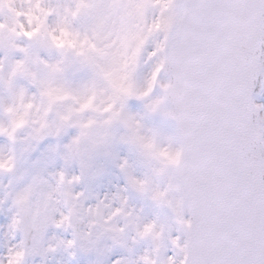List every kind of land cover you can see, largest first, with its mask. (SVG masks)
<instances>
[{
  "label": "snow or ice",
  "instance_id": "obj_1",
  "mask_svg": "<svg viewBox=\"0 0 264 264\" xmlns=\"http://www.w3.org/2000/svg\"><path fill=\"white\" fill-rule=\"evenodd\" d=\"M34 2L27 0L29 7ZM130 2L137 4L145 24L167 18V26L162 30L157 28L149 37L155 43L152 56L155 59L150 70L154 77L153 88L159 85L162 94L156 100L148 99L145 108L147 113L160 111L175 121L174 145H178L180 151L178 159L162 175L154 174L152 159L138 155L145 169L138 177L149 190L166 189L167 198L173 202V206L167 208L179 221L177 231L183 234V242L179 235L169 236L177 250L175 256H168L157 264H264V125L251 120V113L260 106L251 104L249 99L251 81L264 69V62L255 55L259 45L264 43V0H166V3L160 0H68L64 3L42 0L41 6L47 9L43 24L45 30L61 25L77 36L94 41L99 48L90 50L88 56L92 58L97 51H106L105 44L112 36L110 32L105 36L104 32L110 25L114 26L121 7ZM5 3L9 0H0V13L7 17L0 22V47L5 49L6 55L13 49L23 53L22 58L12 61L6 73L2 71L3 60H0V90L7 94V100L0 101V111L7 118L6 122L0 121V135L15 143L17 136L8 131L13 113L7 109L28 93L23 86L15 87L14 79L23 77L37 91L56 76L67 79L69 69L83 66L85 53L76 48L58 47L45 34H17L10 26L21 22L23 11L13 6V0L5 12ZM52 15L55 20L49 24L48 18ZM18 37L30 41V45L17 44ZM40 49L50 53L54 50L56 55L41 57ZM161 72L168 73L170 78L160 82ZM121 107H124L123 101ZM152 132L158 139V133ZM166 139L172 142V137ZM101 148L102 145L85 141L79 151L62 153L65 163L75 159L79 164V173L72 174L70 180L63 169L49 173L54 183L39 174L33 176L23 188L30 195L22 211L13 198L15 212L9 229L10 232L19 230L22 237L7 248L0 257V264H8L11 254L20 249L24 255L19 264H24L26 255L54 251L50 243L42 247L49 225L73 229L71 240L57 239L64 247L78 245L88 250L104 232L111 233L114 243H124L127 230L133 232L138 218L123 221L125 227L121 231L108 229V225H118L119 215L107 224L97 217L91 230L76 227L89 218L85 209L91 213L94 204L85 207L83 192L74 191L73 186L99 175L102 169L94 167L93 160ZM26 150L27 147L21 151ZM8 152L14 155L16 164L11 147ZM104 155L111 154L104 150ZM125 164V168L119 169L125 185L111 195L106 194L103 201L107 203L111 197L112 206L113 202L116 207L123 202L135 211L126 193L131 190L150 200L149 192L130 184L127 165L131 163L127 158ZM150 201L156 207H166L164 201ZM60 203L64 211L57 207ZM95 205H101V197ZM66 213L71 216L70 223L64 219ZM160 228V239L155 247L157 254L164 246L166 224L162 222ZM29 240L31 244L27 243ZM113 264H122V260ZM123 264H141V261L136 259Z\"/></svg>",
  "mask_w": 264,
  "mask_h": 264
},
{
  "label": "clouds",
  "instance_id": "obj_2",
  "mask_svg": "<svg viewBox=\"0 0 264 264\" xmlns=\"http://www.w3.org/2000/svg\"><path fill=\"white\" fill-rule=\"evenodd\" d=\"M160 2L166 3V0H160ZM9 3H13V0H9ZM9 3L3 5L5 10ZM41 4L42 0H35L29 7L27 0H19V2L14 0L13 6L23 11V20L10 26L12 30L17 34L25 32L33 35L45 34L58 47L83 51L85 56L82 67L88 70L89 75L87 79L76 83L62 76H56L46 81L35 93L18 98L15 104L9 105L7 109L13 113L8 127L9 134L16 135L19 129L27 127L29 131L22 139L58 137L66 128L72 127L76 129V133L63 145V153L79 151L85 141L102 145L108 153H110L111 144L124 143L134 149L139 156L152 159L155 163L154 174L162 175L166 168L178 159L179 146L174 145L170 139L163 142L154 138L152 130L144 127L142 114L128 112L125 104L129 97H145L153 91L154 77L151 73L146 76L142 84L136 81L134 73L147 38L157 28L161 30L165 28L167 18H159L145 24L135 2L122 6L114 26L110 25L108 31L104 32L105 36L109 32L112 36V39L105 44L106 51L103 53L97 51L94 57L89 58L90 50L94 47L98 49L99 45L82 35L73 34L61 25L45 30L43 17L47 9ZM154 53L155 43L147 56L152 58ZM152 99L156 100L157 97ZM121 101L124 104L123 108ZM137 124L140 126L137 127ZM116 125L123 129L118 135L114 130ZM125 159L126 157H119L115 166L118 169L125 168ZM14 167V155L9 152H0V172H11ZM127 167L128 179L132 186L141 191H148L150 200L164 201L166 207L173 206V202L167 198L165 188L149 190L145 182L132 174V165ZM67 179L70 180L71 175H68ZM29 195L30 192L26 189L15 194L14 200L19 210H23ZM101 205L94 204L91 213L85 209V215L89 217L85 227L91 230L97 223V217L102 218L106 224L117 215L123 221H128L130 217L138 218L139 222L133 228L130 239L132 242L149 239L152 242V248L151 250L146 248L137 259L141 261V264H157L155 247L160 239L162 223L159 218L143 219L139 211H133L123 202L118 207L112 206L111 197L107 203L101 197ZM64 219L68 223L71 222V216L68 213L65 214ZM175 222L179 223L177 219ZM124 227V223L108 225L110 231H121ZM68 240L71 239L63 241ZM59 245L56 240L55 243H50L49 247L55 250ZM23 255L22 249L13 252L8 264H19Z\"/></svg>",
  "mask_w": 264,
  "mask_h": 264
},
{
  "label": "rangeland",
  "instance_id": "obj_3",
  "mask_svg": "<svg viewBox=\"0 0 264 264\" xmlns=\"http://www.w3.org/2000/svg\"><path fill=\"white\" fill-rule=\"evenodd\" d=\"M49 2L64 3L68 2V0H49ZM6 19V15L0 13V21ZM20 19L23 20V17H20ZM54 20L55 16H50L48 18L49 24ZM15 42L21 46H28L31 43L23 37L16 38ZM153 47L154 39L149 38L141 51L138 65L134 73V78L138 83H143L153 66L155 58H149L147 56V53L151 51ZM39 55L44 58H54L56 54L54 50L50 53L47 50L40 49ZM22 56L23 53L17 49H13L6 55L5 49L0 47V60H3L2 71L6 73L12 61L20 59ZM88 75V70L83 67L69 69L67 72V79L76 83L87 79ZM159 80L160 82L162 81L160 76ZM14 86H23L28 94L36 92V88L21 76H17L14 79ZM159 95H161V90L159 85H156L148 98L138 99L136 97H129L126 101L125 108L130 113L142 114V123L144 127L146 129L155 130L158 133V139L167 142L166 138L172 137V143L175 144L176 140L173 138L174 135L171 128H169V125L166 123L165 116L160 111L147 113L144 108V104L147 103L148 99ZM6 100L7 94L3 90H0V101ZM6 119V116L0 111V121L6 122ZM114 130L117 135L123 131L122 127L119 125L114 126ZM28 131L29 129L27 127L19 129L16 133L17 140L15 143H11L6 136L0 135V152H8L9 147H11L16 155L14 170L11 172H1L0 175V257L5 255L9 246L18 243L22 237L19 230L10 232L9 229L12 215L15 212V205L13 203L15 194L28 185L32 181L33 176L37 174L54 183L49 173L55 172L56 170L63 169L67 175L79 173V164L75 159L69 163H65L62 159V153L64 152L63 145L76 133L75 128H66L58 137L45 136L38 141L26 142L22 138L26 136ZM25 147H27V150L21 151ZM53 148H55V151L52 150ZM109 151L111 155L106 156L104 155V149L101 148L94 157L93 166L102 169L99 175L90 176L81 183L73 186L74 191L83 192L82 201L85 207L89 204H95L97 198L104 197L106 194L111 195L117 188L125 185L123 174L115 166L119 157L123 156L129 160L135 175L140 176L145 170L144 166L139 161L138 154L129 145L115 142L111 144ZM126 195L128 196L129 204L135 210L139 211L143 219L158 217L160 222L166 224V230L163 234L164 246L157 254V261L166 259L168 256H175L177 250L171 245L168 237H176L179 235L180 242L182 241V237L181 234L177 232L176 222L171 210L167 207H156L150 200L140 196L134 191L129 190ZM113 206H115V202H113ZM57 207H59L61 211L65 210L62 203L58 204ZM54 216H58V213H54ZM116 222L120 225L123 223V220L117 219ZM85 225L86 219L80 221L76 225L77 230L85 228ZM131 235V229H128L124 238V243L117 244L111 239V233L104 232L100 235L95 246L88 250H83L78 245L69 249H65L63 245H59L54 251H49L43 255L39 252L26 255L24 264H113V261L118 259L122 260V264L124 261L131 262L142 255L146 248L149 250L152 248L151 240H137L133 243L130 239ZM72 238L73 229L71 227L65 229L64 227L57 228L49 225L44 234V243L42 247H46L48 243H55L57 239L67 240ZM70 253L73 254L70 255Z\"/></svg>",
  "mask_w": 264,
  "mask_h": 264
},
{
  "label": "water",
  "instance_id": "obj_4",
  "mask_svg": "<svg viewBox=\"0 0 264 264\" xmlns=\"http://www.w3.org/2000/svg\"><path fill=\"white\" fill-rule=\"evenodd\" d=\"M257 56L258 60L261 62H264V43H261L255 53ZM160 76L163 78V82L168 80L170 78V75L166 72H161ZM264 95V69L261 71L257 72L255 74L254 79L251 81V88L249 92V99L251 104L253 105H258V101L262 99ZM260 107L256 108L255 111L251 113V120L254 123H259L261 125H264L263 119H260L262 117V114L260 113ZM169 123L171 124V128H173V131L176 136V123L174 120L171 118L167 117ZM177 139V137H175ZM185 217H187L188 213L187 210L184 212ZM183 236V234H182ZM29 241H27L28 243ZM183 242V241H182Z\"/></svg>",
  "mask_w": 264,
  "mask_h": 264
},
{
  "label": "bare ground",
  "instance_id": "obj_5",
  "mask_svg": "<svg viewBox=\"0 0 264 264\" xmlns=\"http://www.w3.org/2000/svg\"><path fill=\"white\" fill-rule=\"evenodd\" d=\"M257 103L260 107L262 106V101H258Z\"/></svg>",
  "mask_w": 264,
  "mask_h": 264
}]
</instances>
